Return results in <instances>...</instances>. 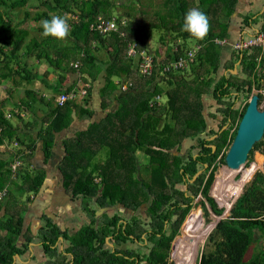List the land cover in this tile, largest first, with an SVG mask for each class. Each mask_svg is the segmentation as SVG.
Listing matches in <instances>:
<instances>
[{"label": "trees", "instance_id": "obj_1", "mask_svg": "<svg viewBox=\"0 0 264 264\" xmlns=\"http://www.w3.org/2000/svg\"><path fill=\"white\" fill-rule=\"evenodd\" d=\"M28 1L0 0V82L25 72L27 63L23 58L33 53L39 59H47L52 66L66 62L60 68L75 71L78 66L70 64L74 52L87 63L95 62L96 55L87 46L97 43L100 46L96 48L111 52L100 93L102 106L108 112L103 119L93 120L87 128L64 140V155L57 165L64 191L70 199H82V210L87 220L74 231L62 229L53 217L44 213L42 225L34 233L31 227L24 230L28 203L24 204L20 195L13 196L12 183L15 184L16 178L21 180L18 184L20 194H37L45 182L47 169L43 166L33 172L34 169H30L33 163L27 160L28 155L23 153V148L34 151L41 143L46 165L53 155L56 136L67 131L72 124V113L76 112L78 117L87 115L88 119L94 116L89 107L90 88L82 104L71 99L63 105L57 101L54 103L53 97L46 100L38 91L28 89L24 96L12 102L15 105L12 110L32 112L35 117L25 122L20 116L17 124L5 114L10 98L2 100L0 146L17 140L22 147L17 152L26 159V165L20 166L14 177L11 170L13 149H0V189L5 186L10 189L8 196L0 201V213L4 208L0 214V264H29L15 262V255L18 253L23 257L34 238L41 242L45 254L41 264H173L168 259L177 235L173 243V257L177 264H186V254L190 252L193 264H196L205 238L199 264H264V171H256L257 161H252L249 166L245 163L240 171L224 166L214 179L216 159L224 147L233 142L248 105L246 101L240 110L235 107L236 101L239 98L248 100L254 88L264 87V47L232 48L222 71L219 70L224 46L215 39L230 37L229 26L239 0H200L194 7L189 0H165L167 12H162L160 23L166 24V33L177 34L182 42L165 57L167 60H158L154 56L159 66L191 48L187 40L194 37L182 30L185 14L190 9L198 8L206 13L211 24L208 37L204 41L196 40L203 47L190 68L195 74L194 80H187V70H172L167 77L168 88L159 82V72L149 77L141 75L138 60L128 55L129 41H136L139 49L146 48L148 31L154 26L163 28L159 22L153 23L152 27L147 25L142 9H138L143 15L139 20L132 19L131 13H127L130 18L120 16L127 17L128 21L131 19L123 27L126 35L120 31L104 35L91 29L90 24L99 15L105 18L114 16L116 3L112 0H44L42 5L45 8L33 17L37 21L35 27L41 32L42 21L50 19L51 15H64V12L74 10L79 12L80 21L73 26L69 36L71 44H63L53 37H44L41 41L36 37L28 38L27 28L11 26V11L20 10ZM134 2L135 5L143 4L141 0ZM259 3L260 7L255 12L239 13L241 29L255 26L264 32V10L261 12L264 0ZM169 38L164 35L161 40L168 43ZM75 45L79 50L74 49ZM239 60L238 72L233 73ZM123 74L133 80V86L113 98L112 93L117 88L115 77ZM58 90L63 93V89ZM71 90L65 89L64 92ZM162 93L166 95L167 103L151 107V100ZM258 94L261 104L264 95ZM206 97H209L207 104ZM43 105L47 109L37 137L34 139L31 132H19L23 127H34L38 123L37 108ZM163 114L166 118L161 126ZM236 123L237 127L231 133V127ZM225 126L227 128L223 129ZM185 140L189 144L184 146ZM257 149L264 153V135L254 144L249 156ZM102 150L105 151V159L101 163L96 157ZM137 150L149 156V180L141 174L135 156ZM202 169V173L191 181ZM97 176L101 177L100 182L96 181ZM240 180L244 181L243 189L236 192L234 183ZM211 186L214 198L210 194ZM226 190L231 192L230 196H225ZM218 193L224 196L222 206L217 202ZM199 194L204 200H197L194 204ZM238 194L229 212L215 227L214 221L207 222L211 212L222 216L231 206L230 198ZM119 204L133 210V213L122 215L117 209L96 213L102 207L112 208ZM143 204H146L145 213L141 211ZM192 206L193 210L188 215ZM185 225L187 227L182 229ZM22 235L24 241L18 244ZM60 237L63 238V249L58 243ZM253 243H256L254 250L247 257Z\"/></svg>", "mask_w": 264, "mask_h": 264}, {"label": "rangeland", "instance_id": "obj_2", "mask_svg": "<svg viewBox=\"0 0 264 264\" xmlns=\"http://www.w3.org/2000/svg\"><path fill=\"white\" fill-rule=\"evenodd\" d=\"M42 1H44V0H29L28 1V3L26 4V5H24L20 10H15V11H11L12 12V16H11V18H12V24H11V26H13V27H15V25L14 24H16L17 22V25H19V26H23V27H26V28H28L30 31H31V35L32 36H34V35H37V37H40L42 40H44V37H42L41 36V31L39 30V29H37L35 26L37 25V21L36 20H34V15L36 14V12H38V11H41V10H43L45 7H44V5H42ZM113 2H115L116 3V7H115V9H116V12L114 13V16H116V17H119V18H123V17H120V16H128L129 17V15H127V13H131L130 14V16L132 17V19H136V18H138V20H139V18H142V16H143V19H144V22L148 25L149 24V26L150 27H152V24L153 23H155V24H157L158 22H159V24L161 25L162 24V27L163 28H161V26L160 27H158V26H154V27H152L149 31H148V33H147V38H146V40H147V44H146V48L145 49H147L149 52H151L154 56H156L157 57V59L159 58L158 57V55L160 56V57H162V59L164 58L165 60H167L165 57H167V55L169 54V53H171L172 52V50L173 49H176V47L182 42V40H181V38L180 37H176L177 36V34H176V36H172V35H170V32L169 33H166L167 32V30H168V28H167V26H166V24H164V23H160V20H161V14H162V12L163 13H166L167 12V9H165V0H141L142 1V3L144 4H140V3H138V4H134L135 2H134V0H112ZM192 3H194V6L197 4L196 3V1H194V2H192ZM138 6H140V7H138ZM259 7H260V5H259ZM138 9H142L143 11H145L144 13H142L141 14V10L139 11ZM142 11V12H143ZM67 12H69L68 13V15H70V14H74L75 16H77V19H75V20H78V22H76L75 20H69L70 21V23L72 24V28H73V26L75 25V24H78L79 23V21H80V17H79V12H77V10H74V11H67ZM235 14V12L232 14V15H234ZM124 18H126V20H127V23L131 20H129L128 21V19H127V17H124ZM130 18V17H129ZM160 18V19H159ZM17 21V22H16ZM16 22V23H15ZM233 23H236L235 22V20L234 21H232ZM231 22V23H232ZM72 28H71V30H72ZM34 33V34H33ZM170 36V38H169V42L168 43H164L162 40H161V37L162 36ZM35 37V36H34ZM248 37V36H247ZM70 41V39H69V37L67 38V40L66 41H64V42H61V43H63V44H67L68 42ZM187 42H188V46L189 47H193V46H195V43H196V39L195 38H190V39H188L187 40ZM60 43V44H61ZM68 44H71L70 42L68 43ZM96 45H93V44H91V46H87V49H89V47H90V50H92L93 49V52H94V54L95 55H97L98 54V56L100 57V56H103V55H105V52H104V50L105 49H100L101 51L100 52H98L97 53V50L96 49H98V48H96L99 44H97V43H95ZM223 45H226V44H223ZM100 46V45H99ZM231 46V45H230ZM62 47V46H61ZM95 48V49H94ZM233 48V46L231 47V48H229V46H227V48H226V50L224 49V51H223V53H222V57H221V60H222V65H221V67L219 68V70L220 71H222V68H223V66H224V64H225V61L230 57V49H232ZM74 49H78V45H75V47H74ZM86 48L82 51L83 53H82V55L83 56H85V53H86V50H87ZM160 49V50H159ZM79 50V49H78ZM77 50V51H78ZM57 51V50H56ZM106 51V50H105ZM52 53H53V51H52ZM74 54H75V56H77V58H80L79 57V54L77 53V52H74ZM161 54V55H160ZM48 55H51V53H49ZM56 56V55H55ZM81 59V58H80ZM136 59V58H135ZM156 59V58H155ZM159 59H161V58H159ZM158 59V60H159ZM163 59V60H164ZM77 60H78V63H79V65H78V67H75V68H77V69H79L80 71L82 70L83 72H86V71H88V68H87V66L89 65V63H87V65H86V63H85V60L86 59H81V61H82V65H83V67L80 65V63H81V61L79 60V59H74V60H72V61H74V64L77 62ZM88 60V59H87ZM137 60V59H136ZM167 62V61H166ZM43 63H45L46 65L44 66L43 65V67H46V68H50V70H52L53 68H52V66H51V64H50V62L46 59V60H43ZM84 63V64H83ZM164 64V63H163ZM96 66V63L93 65V67L91 68V69H93V70H90L92 73H94L95 72V70L97 69L98 70V72H101V69L99 70V68H98V66L97 67H95ZM238 67H240V63H238V64H236L235 65V68L234 69H236V71H233V73H237L238 72ZM107 68V67H106ZM105 68V69H106ZM90 69V68H89ZM46 72V71H45ZM158 73V72H157ZM169 76V74L168 75H165V74H158V79H159V82L161 83V84H163L164 85V87H169V80H168V77ZM185 76L187 77V80L188 81H193L194 80V78H195V74H193V72L191 71V69L189 68L188 70H187V72L185 73ZM130 80V79H129ZM131 81V80H130ZM133 81V80H132ZM139 80H137V82H138ZM116 83H117V81H115ZM60 89V88H59ZM78 89V88H77ZM253 92L254 93H256V92H261L263 95H264V92H263V87H262V89H257V88H254L253 89ZM16 93H17V91H16ZM60 93L59 92H55V94H54V96H53V98H54V103H56V97L59 95ZM161 95V97H162V99H161V102H163V104H162V106H164L166 103H167V97H166V95H164L163 93L162 94H160ZM78 100H79V98H78ZM84 100V99H83ZM205 100H206V104L208 103V101H209V97H207V98H205ZM235 100V99H234ZM249 100V99H248ZM248 100H242V99H238L237 101H236V104H235V107H237V108H239L240 110H242L243 109V107H244V105H245V103H246V101H248ZM112 105V104H111ZM8 106H12V107H14V104L12 103V101H9V103L6 105V107H5V110L7 109L8 110ZM44 107H45V105H43ZM151 107H159V105H157V104H154V106H151ZM260 107L261 108H263L264 109V98H263V100H262V102H261V104H260ZM41 111L40 110V108H38L37 109V112L39 113V111ZM41 112H44V111H41ZM45 113L46 112H44V114L42 115V117L45 115ZM74 113H72V116H74L73 115ZM163 117H162V120H161V126L163 125V123L165 122V118H166V115H162ZM14 117L16 118V120L14 119ZM21 117L23 118V116L21 115ZM21 117L19 116V115H15V114H13V116H12V118H11V120H12V122H14V124H17L20 120H21ZM31 118V120H33L34 119V115H33V117H30ZM29 118V119H30ZM74 120V119H73ZM208 122H209V125H211V123H212V121H211V119L208 117ZM21 123V122H20ZM72 123H73V121H72ZM38 124V123H37ZM37 124H35L36 126H37ZM82 126H84V125H82ZM228 126V125H227ZM227 126L225 127V129L227 128ZM81 127V126H80ZM237 127V123L234 125V126H232L231 127V133L235 130V128ZM71 132V131H70ZM70 132L68 131L67 132V134L65 135V138H70L69 137V135L68 134H70ZM16 142V141H15ZM14 142V143H15ZM187 144H189V142H188V140H185L184 141V146L185 145H187ZM229 144V143H228ZM226 145L225 147H224V149H223V151H222V153L219 155V157L216 159V167H215V169H214V179H215V177H216V174L217 173H220L221 172V168L222 167H224V166H227V164H226V162L224 161V159H223V157H224V155L225 154H227V152H228V150H229V147H230V144L229 145ZM12 145V144H11ZM10 144H9V147H11V149H13V152H12V162H13V160H14V150H18V149H21V147H16V148H12V146H11ZM21 145V144H20ZM8 147V141H7V144L4 146V145H1L0 146V149L1 150H5L6 148ZM105 149V148H104ZM175 149H173V151H174ZM62 154H63V151H62ZM260 155H263V158H261L260 157ZM135 156H136V160H137V164L139 165V168H140V171H141V174H142V176H144V177H146V178H148V180H149V177H151V168H150V164H149V156L146 154V153H144L143 151H141V150H137L136 152H135ZM105 159V151L104 150H102L101 152H98V155H97V157H96V160L97 161H99V162H103V160ZM24 160H25V158H24ZM27 160H29V159H27ZM252 161H257V163H256V166H255V168H256V171L257 170H259V169H262L263 168V166H264V153L263 152H261L260 150H254V153L251 155V156H249V158L247 159V161H245V163H246V165L247 166H249L251 163H252ZM25 164L24 165H26V162H24ZM30 169L32 170V169H34L33 170V172H35V170L37 169H39V170H41L42 169V166H36V164L34 165V164H31V166H30ZM213 170V167L210 169V171L208 172V174L211 172ZM256 171L255 172H253V174L252 175H250V179H248V181H250L252 178H253V176H254V174L256 173ZM153 174V173H152ZM152 177H153V175H152ZM240 177H241V175H239V176H237V179L239 180L240 179ZM247 177H249V174H248V176ZM49 180L47 181V183L45 184V186H44V184H43V186H42V188H41V190H40V192L38 193V195L37 194H35V193H32V195H31V199L30 200H33V202H30V204L32 205V206H34V210H35V208L36 207H38V206H40L39 207V209H38V213H37V208H36V210L34 211V213H37V217L36 216H33L32 218H31V220L34 222V225L35 226H37L41 221H37L36 222V220L37 219H39V217H38V215L44 210L45 212H47V210H48V213H55V214H59V213H61V212H63V218H60L61 220H62V223H61V227L63 228V229H65V228H69L70 230H77V229H79V227L81 226V225H83L84 223H85V221L87 220V215H86V213L82 210V199H76V200H73V199H70V197H68V196H65V198L66 199H64V195L62 196L60 193H59V190H60V186H61V184H62V176H60V177H58V178H48ZM97 179L100 181L101 180V177L100 176H97ZM97 181V180H96ZM153 181V180H152ZM247 181V182H248ZM15 184H13L12 183V191L14 192V195L13 196H17V195H20L21 196V199H22V201L24 202V204H25V202L27 201V198L29 197V195H30V193L29 192H27V193H25V194H20L19 193V190H18V184H21V180H19V179H15ZM246 182V183H247ZM243 183H244V181L243 180H240V181H238V182H236V183H234V191H236V192H241L242 191V189H243ZM245 183V184H246ZM213 185V184H212ZM51 186V187H50ZM63 189V188H62ZM211 189H212V186H211V188H210V193H211ZM63 191H64V189H63ZM231 195V192H229L228 190H226L225 191V196H230ZM211 196L213 197V195L211 194ZM237 196H239V194L238 195H236V196H234V197H232V198H230V200H231V204H232V201L233 200H235L236 198H237ZM10 197V196H9ZM9 197H8V199H9ZM214 198V197H213ZM217 198H218V204L220 205V206H222L223 205V199H224V196H222V195H220L219 193H218V195H217ZM197 200H200L201 202H202V200H204V197L202 196V194H199L196 198H195V201H194V204H195V202L197 201ZM194 204H193V206H194ZM193 206H192V208H191V210L189 211V213H191V211L193 210ZM145 208H146V204H143L142 205V209H141V211L143 212V213H145ZM62 209V210H61ZM112 209H117V211H119L122 215L123 214H129L130 212H132L133 210H131V209H128V208H124V207H122V205H116L115 207L113 206L112 208H109L108 210H111L112 211ZM13 210V209H12ZM100 210H101V208L100 209H98L97 211H96V213H100ZM3 211H4V208H3ZM133 213V212H132ZM188 213V214H189ZM124 216H126V215H124ZM188 217V215L186 216V218ZM221 216H218V215H216L215 213H213V212H211V214L208 216V218L210 219L209 221H207V222H210V221H214V226H215V224H216V221H218L219 220V218H220ZM206 218V217H205ZM186 220V219H185ZM184 220V221H185ZM184 223V222H183ZM183 225V224H182ZM204 225V224H203ZM202 225V226H203ZM65 227V228H64ZM182 227V226H181ZM187 227V225H185L182 229H185ZM203 229H205V228H203ZM180 233V232H179ZM189 233V235H193L192 234V232H188ZM177 237H178V235H177ZM176 237V238H177ZM176 238L173 240V243H174V241L176 240ZM206 240H207V238H205V239H202V247H201V251H200V253H199V255H198V257H197V263L196 264H199V259H200V256H201V253H202V250L204 249V244L206 243ZM173 243H172V247H171V252H170V257H169V262H171V263H173V264H177V261L174 259V257H173ZM131 246H133L134 244H132V243H129ZM255 244L256 243H253V245L251 246V248L249 249V251H248V253H247V257H250V255L252 254V252H253V250H254V246H255ZM262 244H264V242H262ZM41 247V246H40ZM63 248V247H62ZM186 264H193V257H192V253L190 252V253H188V254H186Z\"/></svg>", "mask_w": 264, "mask_h": 264}, {"label": "crops", "instance_id": "obj_3", "mask_svg": "<svg viewBox=\"0 0 264 264\" xmlns=\"http://www.w3.org/2000/svg\"><path fill=\"white\" fill-rule=\"evenodd\" d=\"M185 1H187V0H185ZM189 1L190 2L196 1L197 5L200 3V0H189ZM260 1L261 0H239L238 1L237 12H235V14L232 15V21L235 20L236 23L232 22L230 24V26H229L230 37H227V38L224 37L228 40V43H226V45H223L224 46L223 49L226 50L227 46H229V48H231L232 43H234L239 38H242V37L249 38V37L257 34L260 31L258 29V27H255V26L246 27L245 29H241V27H240L241 17L239 16V13H241L242 15H245V14H248L250 12H255L257 10V8H259V5H260L259 2ZM191 6L194 7V3H191ZM263 8H264V4L262 6L261 12H263V10H264ZM221 20L226 21L225 18H222ZM17 23L15 24V27L19 26V25H17ZM19 27L26 28L23 26H19ZM28 31H29L28 38L35 36L39 41L42 40L40 37H37V35L32 36L30 34L31 31L29 29H28ZM196 43H198V42L196 41ZM93 45H96V44L94 43ZM105 50H104L105 55L99 57L97 54L95 62L89 63V65L87 66L88 71H86V72H83L82 70L80 71L79 69H77L75 71H68L65 68H60V67H63V63H66L63 61L61 62L60 66H58V65L52 66L51 65L53 69L50 70V68L43 67V65L44 66L46 65L45 63H43V60H46V59L45 58L39 59L33 53L32 55H28V57L26 59L23 58L25 60V62L27 63V66H25L26 68L24 67L26 69L25 72L18 73L13 78L2 80L0 82V83H3V85L5 86V91L3 94L4 98H10V100L13 103L15 101L19 100L22 96H24L28 89H34V90L38 91L40 93V95H42L46 100H49L51 97L54 96L55 92H59V93L62 92V91L58 90L59 88L63 89V92H64L65 89L71 90L73 88L82 87L85 83H90L91 87H89L90 88L89 92L91 93V96H90L89 107L92 108V110L94 111V116L91 119H88L87 115L78 117L76 112H74V120H73V123L71 124V126L67 129V131H65L63 133H59L56 136L57 142H56V145L53 147V155L46 165L44 164L43 151L41 148V143H38L35 150L34 151L32 150L31 155L27 157V159H29V161H31V163H33L34 165L36 164V166H42V167L45 166L46 167L47 176H46V179L44 182V186L47 183V181L49 180L48 178H55L56 179V178L62 176L61 171L57 168V165L59 164L62 156L64 155L63 144H64V140L66 139L65 135L67 134V132L71 131L70 134H68V135H69V137L71 135H72L71 137H73L75 135V132H77L78 130H83V129L87 128L89 126V123H91L95 119L96 120L97 119L98 120L103 119L108 112L107 108H104L102 106L103 99H102L101 94H100L101 88L105 84V70H106L105 68L108 66V63H109V60L111 57V52H109L107 50L105 51ZM231 50L232 49H230V51ZM100 51L101 50L98 49L97 53ZM76 57L77 56H75V54H74V56L72 57V59L70 61V64L73 65L74 61H72V60H74V59H79L81 61L80 58H76ZM158 57L162 59L163 56L160 57L158 55ZM24 60L22 61L23 64L25 63ZM76 63H78V60ZM85 63L87 65L86 61H85ZM93 63H96L95 67L98 66L99 70L101 69V72H98L97 69L95 70L94 73H92L90 71V70H93V69H91L93 67ZM80 65L82 66V61H81ZM122 79L123 80H129L127 78V76L124 74L122 75V77H115V81H117V82L119 80H122ZM139 90H141V89H139ZM16 91H17V93H16ZM118 94H120V87L117 83V88L112 93V97L115 98V95H118ZM77 102L79 104H82L83 99L79 98V100L77 99ZM7 108L8 109L12 108V106L11 107L8 106ZM46 109H47V106L45 108L44 107L40 108V110L44 111V112H46ZM41 111H39V113L37 112L39 116L36 115L38 118L37 126L35 125L34 127H29V128L23 127L22 129H19L18 131L21 133L31 132V133H33V136H34L33 138L35 139L37 137L38 130L41 128V126L43 124L42 115L44 114V112H41ZM33 115L35 117V114H33L32 112L23 111V119L25 120V122L26 121L30 122L31 121L30 117H33ZM14 119L16 120L15 117H14ZM82 125H84V126H82ZM27 136H29V135L27 134ZM62 151H63V154H62ZM25 162H26V159H25ZM98 182H100V181H98ZM59 188H60L59 193L62 196L64 195V199H66L65 196H68V195L66 194L65 191H63V189H62L63 185L61 184V186ZM38 193H37V195H38ZM31 195H32V193H30V197H31ZM33 200H28V198H27L28 209L25 211V216H24V230L27 227H31V229L35 233L37 231V229L42 225L43 219L41 218V216L44 213H46L50 217H53L55 219V221L60 226L63 225V224L61 225L62 220L60 219V218H63V212H61L57 215L55 213H48V210H47V212H45L43 210L38 215L39 219L36 220V222L37 221L38 222L41 221V222L37 226H35L34 222L31 220V218L33 216L37 217L38 209L40 206L36 207L37 213H34L36 208L34 210V206H32L30 204V202H33ZM122 207H124V206L122 205ZM124 208H126V207H124ZM2 213H3V210L1 211L0 214H2ZM23 241H24V238L22 235L20 237V239L18 240V244H21ZM58 243H59L60 249H63L62 248V247H64L63 239H60ZM40 245H41V242L37 238H34L33 241H31V243L29 244V248L25 252L23 257H21L20 254H18V253L15 255V262H24V263H29V264H41L42 261H44V259H45V254L43 253Z\"/></svg>", "mask_w": 264, "mask_h": 264}, {"label": "built area", "instance_id": "obj_4", "mask_svg": "<svg viewBox=\"0 0 264 264\" xmlns=\"http://www.w3.org/2000/svg\"><path fill=\"white\" fill-rule=\"evenodd\" d=\"M69 12H64V15H67L69 17V20H75L77 19V16L74 14L68 15ZM75 18V19H74ZM68 20L70 24V28H72V24ZM79 20V19H78ZM78 20H75L78 22ZM127 25V20L126 18H122L119 20L118 17L113 16L111 18H105L103 15H99L95 21H93L90 24L91 29H94L95 31H98L101 34H110L115 31H120L122 35H126V31L124 30V26ZM215 41L221 45L228 43V40L226 38H216ZM1 43V41H0ZM233 48L236 49H245L248 47L252 46H261L264 47V32H258L257 34L249 37V38H239L236 40L234 43H232ZM203 45L200 43H196L195 46L191 47L190 49L187 50L186 53L178 56L174 60H171L170 62H167L163 64L162 66H159L158 63L154 57V55L149 52L147 49H139L138 48V43L136 41H129L128 42V55L136 58L138 60V65H139V72L141 75L145 77H149L153 75L155 72H159L160 74H168L172 70H188L191 68L192 64L195 62L197 58L198 52L202 49ZM177 48V47H176ZM79 63H75V66H78ZM118 85L120 87V92H126L130 90L133 86V82L129 80H119ZM91 87L90 83H85L82 87H79L78 89H72L70 92H63L60 93L56 97V101L59 105L65 104L66 101L71 100V99H83L86 94L88 93V88ZM5 91V86L3 83H0V106L1 102L4 98L3 94ZM161 95H156L151 100L150 105L154 106V104L157 105H162L163 102H161ZM12 108H9L8 110H5V114L8 118H12L13 114L17 115L19 113V116H23V111L15 109L12 110ZM13 141L12 143V148L16 147H21L19 142L16 140V142ZM7 143H4L3 145L5 146ZM8 148L9 147L8 144ZM22 148V147H21ZM23 153L30 156L32 153V150L29 148H23ZM25 160L22 158L17 150H14V160L11 162V170L13 173V176L16 177L18 169L20 166H22ZM97 181H99L96 178ZM9 186H5L4 188L0 189V201L3 200L6 196L9 194ZM238 197V196H237ZM236 200V199H235ZM233 200L232 203L235 201Z\"/></svg>", "mask_w": 264, "mask_h": 264}, {"label": "water", "instance_id": "obj_5", "mask_svg": "<svg viewBox=\"0 0 264 264\" xmlns=\"http://www.w3.org/2000/svg\"><path fill=\"white\" fill-rule=\"evenodd\" d=\"M235 12H237V10ZM240 62L241 60L238 61V63ZM233 71H236V69H233ZM263 92H264V87H263ZM204 114H206V110H204ZM225 127L223 129H225ZM263 135H264V109L260 107L259 94L258 92H256L253 93L248 100V105L243 114V117L239 122L236 136L233 142L231 143L229 150L225 156V162L227 166L232 167L238 164L240 161H247V159L249 158V153L253 148L254 144L257 141H260L263 138ZM215 136H213L212 138H214ZM215 148L216 146L213 145L214 150ZM206 166L207 165H205V167ZM203 170L204 169L199 170L191 179V181H194L198 177V175L202 173ZM262 170L264 171V166ZM232 204L229 208L226 209V212L219 218V220L216 221L215 226L223 217L226 216V214L229 212L230 208L232 207ZM109 208L110 207H102L100 213L108 210ZM60 239L63 238L60 237ZM107 240L109 241V238H107Z\"/></svg>", "mask_w": 264, "mask_h": 264}, {"label": "clouds", "instance_id": "obj_6", "mask_svg": "<svg viewBox=\"0 0 264 264\" xmlns=\"http://www.w3.org/2000/svg\"><path fill=\"white\" fill-rule=\"evenodd\" d=\"M67 15H51L50 19L42 21V37H53L64 42L71 34ZM182 30L189 33L196 40L204 41L211 30L208 16L198 8L190 9L184 17Z\"/></svg>", "mask_w": 264, "mask_h": 264}, {"label": "bare ground", "instance_id": "obj_7", "mask_svg": "<svg viewBox=\"0 0 264 264\" xmlns=\"http://www.w3.org/2000/svg\"><path fill=\"white\" fill-rule=\"evenodd\" d=\"M244 165L245 161H240L238 164L232 166L231 168L235 169L236 171H240L244 167Z\"/></svg>", "mask_w": 264, "mask_h": 264}]
</instances>
